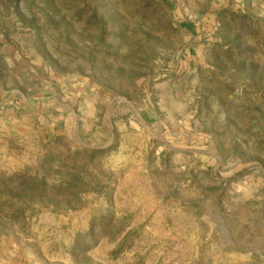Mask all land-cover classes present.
I'll return each mask as SVG.
<instances>
[{"label": "rangeland", "instance_id": "1", "mask_svg": "<svg viewBox=\"0 0 264 264\" xmlns=\"http://www.w3.org/2000/svg\"><path fill=\"white\" fill-rule=\"evenodd\" d=\"M0 264H264V0H0Z\"/></svg>", "mask_w": 264, "mask_h": 264}]
</instances>
